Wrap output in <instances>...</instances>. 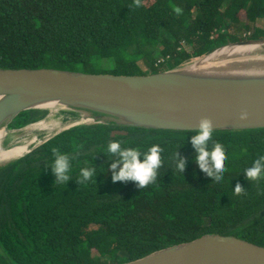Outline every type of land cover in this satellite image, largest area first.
<instances>
[{
  "label": "trees",
  "instance_id": "1",
  "mask_svg": "<svg viewBox=\"0 0 264 264\" xmlns=\"http://www.w3.org/2000/svg\"><path fill=\"white\" fill-rule=\"evenodd\" d=\"M140 3L0 0V68L143 75L219 45L264 38V0ZM158 59L164 60L156 64ZM47 113L22 111L9 128ZM190 134L81 125L1 166L0 264H121L206 234L234 235L264 246V179L249 182L242 172L264 155V128L214 131L227 157L221 184L191 162L182 175L175 169L176 151L189 161L194 154L186 142ZM110 140L141 151L160 145L157 180L141 189L132 181L113 183L109 165L114 157L106 151ZM56 153L71 158L67 184L56 182L51 170ZM89 166L98 175L79 183L80 168ZM236 184L244 188L240 194L234 192Z\"/></svg>",
  "mask_w": 264,
  "mask_h": 264
},
{
  "label": "water",
  "instance_id": "2",
  "mask_svg": "<svg viewBox=\"0 0 264 264\" xmlns=\"http://www.w3.org/2000/svg\"><path fill=\"white\" fill-rule=\"evenodd\" d=\"M244 45L263 50L264 38L219 45L173 68L143 75L0 68V129L12 130L9 124L20 112L48 110V104L79 116L11 161L81 125L190 131L206 117L214 131L264 128V65L201 67ZM121 264H264V246L234 235L206 234Z\"/></svg>",
  "mask_w": 264,
  "mask_h": 264
},
{
  "label": "clouds",
  "instance_id": "3",
  "mask_svg": "<svg viewBox=\"0 0 264 264\" xmlns=\"http://www.w3.org/2000/svg\"><path fill=\"white\" fill-rule=\"evenodd\" d=\"M136 7H140V0H135ZM176 13L181 9L176 8ZM241 118H244L243 116ZM186 142L191 144L194 154L191 160L181 157L176 151L174 156V167L182 175L186 164L191 162L198 166L199 170L210 179L212 183L221 184L226 180V153L224 146L214 140L212 122L208 118H201L196 128L191 129ZM106 151L108 158H113L109 165L111 180L113 183L135 182L141 189L157 180L158 170L161 168L163 149L158 144L151 145L147 151H141L138 147H124L118 140H110ZM51 170L56 177V182L67 184L71 178L72 162L69 155L56 153ZM244 177L249 182L264 179V155L258 156L249 167L243 169ZM96 167H82L79 170V183L95 180ZM236 194H240L244 188L236 184L233 188Z\"/></svg>",
  "mask_w": 264,
  "mask_h": 264
},
{
  "label": "bare ground",
  "instance_id": "4",
  "mask_svg": "<svg viewBox=\"0 0 264 264\" xmlns=\"http://www.w3.org/2000/svg\"><path fill=\"white\" fill-rule=\"evenodd\" d=\"M196 65L195 63L191 66ZM264 65V49L255 46H238L224 52L221 61L208 62L202 68H240L247 66ZM50 111L57 109L56 105L48 104ZM39 118V117H38ZM60 122L48 118L27 125L17 130L0 129V167L11 160L25 154L33 145L54 133ZM18 135L8 141V135ZM5 141V142H4ZM5 167V166H4Z\"/></svg>",
  "mask_w": 264,
  "mask_h": 264
},
{
  "label": "rangeland",
  "instance_id": "5",
  "mask_svg": "<svg viewBox=\"0 0 264 264\" xmlns=\"http://www.w3.org/2000/svg\"><path fill=\"white\" fill-rule=\"evenodd\" d=\"M239 32H240V30H239ZM244 31H241L240 33H243ZM108 61H110V60H108ZM110 64V65H109ZM109 64H104V67H109V66H111V63H109ZM51 115V120H54V121H57V122H60V124H59V127L57 128V130L58 129H60V128H62L63 126H65V125H68L71 121L73 122V121H77V120H79V116L78 117H76V118H73L71 115H69V114H67V113H63V112H61L59 109H56V110H54V111H50L49 109H48V113H47V115H46V117H45V119L46 118H48L49 116ZM13 130V129H12ZM14 130H17V129H14ZM18 135H12V134H9L8 135V141H11V140H13L14 138H16ZM5 142V141H4Z\"/></svg>",
  "mask_w": 264,
  "mask_h": 264
},
{
  "label": "built area",
  "instance_id": "6",
  "mask_svg": "<svg viewBox=\"0 0 264 264\" xmlns=\"http://www.w3.org/2000/svg\"><path fill=\"white\" fill-rule=\"evenodd\" d=\"M182 44H183V46L185 45V43H182ZM163 60H164V59H158V61H157L156 64L161 63Z\"/></svg>",
  "mask_w": 264,
  "mask_h": 264
}]
</instances>
